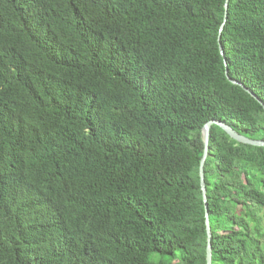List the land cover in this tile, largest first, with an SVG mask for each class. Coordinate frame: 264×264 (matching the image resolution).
I'll list each match as a JSON object with an SVG mask.
<instances>
[{
	"label": "trees",
	"instance_id": "1",
	"mask_svg": "<svg viewBox=\"0 0 264 264\" xmlns=\"http://www.w3.org/2000/svg\"><path fill=\"white\" fill-rule=\"evenodd\" d=\"M224 14L0 0V264H206L202 129L264 140ZM220 43L264 103V0H229ZM204 172L212 264H264V147L213 125Z\"/></svg>",
	"mask_w": 264,
	"mask_h": 264
},
{
	"label": "water",
	"instance_id": "2",
	"mask_svg": "<svg viewBox=\"0 0 264 264\" xmlns=\"http://www.w3.org/2000/svg\"><path fill=\"white\" fill-rule=\"evenodd\" d=\"M228 2H229V0H225V14H224L223 22L220 26L219 34H218V45H219L220 54L223 57V61H224V65H225V76L228 79V81H230L231 83L239 85L240 87H242L247 93H249L254 99H256L262 105V107L264 109V103L257 97V95L255 93H253L251 90H249L242 83L238 82L237 80L232 79L229 76L226 60L224 57V49L220 43L221 32H222L224 25L226 23V20H227ZM213 125L220 127L227 135H229L232 139L236 140L237 142H241V143L252 145V146L264 147V140L248 138L242 134H239L230 125H228L222 121H219V120H212V121L207 122L202 129L204 153H203V156H202V159L200 162L199 178H200V188L202 191V198H203L204 208H205V224H206V232H207V239H208L207 240V247H206V264H212V244H211L212 234L210 231L209 220H208L209 215H208V205H207V196H206V186H205V180H204L205 179L204 165H205L206 158L208 156L210 130H211V127Z\"/></svg>",
	"mask_w": 264,
	"mask_h": 264
},
{
	"label": "rangeland",
	"instance_id": "3",
	"mask_svg": "<svg viewBox=\"0 0 264 264\" xmlns=\"http://www.w3.org/2000/svg\"><path fill=\"white\" fill-rule=\"evenodd\" d=\"M180 252L178 251L177 252V255L179 254ZM149 259L151 260V261H153V262H158V261H161V260H164V261H172V260H175V259H173V258H171L170 256H162V255H160V254H158V253H152L151 255H150V257H149ZM173 263H175V261L173 262Z\"/></svg>",
	"mask_w": 264,
	"mask_h": 264
}]
</instances>
